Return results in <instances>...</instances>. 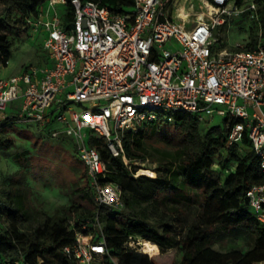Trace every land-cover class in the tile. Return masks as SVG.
<instances>
[{
    "label": "built area",
    "instance_id": "obj_1",
    "mask_svg": "<svg viewBox=\"0 0 264 264\" xmlns=\"http://www.w3.org/2000/svg\"><path fill=\"white\" fill-rule=\"evenodd\" d=\"M129 1L116 11L97 2L71 0L73 17L65 23L57 7L66 8L68 0H48L36 16L27 18L28 31L46 35L49 64L0 79V122L9 119V102L23 97L20 120L35 122L53 138H73L99 206L122 207V190L107 180L110 168L89 146L90 134L105 137L113 156L122 157L130 168L122 133L149 123H173L179 113L201 122L215 116L227 119L232 126L226 151L247 143L264 175V39L257 3ZM126 7L134 10L127 12ZM248 11L257 21L254 40L227 48L218 29ZM246 199L264 226V183L252 186ZM95 222L100 236L79 231L61 258L43 255L36 264H62L63 259L121 264L108 251L99 217ZM136 240L139 245L143 239L130 236L125 248ZM7 264L30 263L21 259Z\"/></svg>",
    "mask_w": 264,
    "mask_h": 264
},
{
    "label": "trees",
    "instance_id": "obj_2",
    "mask_svg": "<svg viewBox=\"0 0 264 264\" xmlns=\"http://www.w3.org/2000/svg\"><path fill=\"white\" fill-rule=\"evenodd\" d=\"M46 1L0 0L4 8V17L0 23L18 38L27 36V18L36 16ZM82 1L97 2L116 11L130 4L129 0ZM244 1L238 0L240 4H244ZM254 1L261 6L258 18L264 39V0ZM68 3L63 15L65 23H70L73 17L71 0ZM254 37L249 36L251 40ZM13 46L8 34L0 33V68L8 66ZM205 123L192 115L179 113L173 123H149L134 132H123L122 145L126 157L132 162L130 168L122 157L113 156L105 137L90 134L89 146L99 151L110 168L107 180L121 187L122 207L99 206L95 201V193L89 191V182L85 191L74 189V193L89 201L90 206L84 208L73 203L65 209L67 214L56 212L49 215L41 210L31 211L21 186L24 176L15 182L21 188L13 185L2 189L0 264L21 259L36 264L37 258L43 255L61 258L60 252L75 243L77 232H93L100 236L96 217H99L103 227L108 251L119 261L122 260V264L133 262V254L125 248L130 236L150 240L158 245L161 252L151 256L149 264H159L157 258H161V264H172L171 259L165 255L167 250H177L181 254L179 263L175 264H264V226L252 215L246 199V193L252 186L264 183L259 159L249 151L241 156L238 154L240 148L232 147L228 151L235 167L223 179L221 170L215 169V159H221L222 153L226 151L232 125H227V119L223 126L206 127ZM4 126H0V130L3 131ZM172 129L178 132L175 141L168 137L158 138L165 134L164 131ZM0 146L10 149L13 141L0 135ZM244 146L249 145L246 143ZM152 150L162 155L160 167L157 168L159 175L153 178L155 176L149 177L143 173L135 177L138 167L133 164L134 161L158 160L150 153ZM19 158L16 157L18 162ZM142 167L145 165L142 164ZM22 170L23 166L20 174ZM151 201L169 208L168 212L170 216L174 214V218L167 216L150 223L152 217L146 203ZM182 204L193 209L192 222L180 208ZM83 210L89 215H84ZM31 221L41 225L28 236L21 226ZM161 228L162 231H159ZM232 229H243L254 235V246L247 251L215 249L218 236ZM62 264L77 262L74 259H63Z\"/></svg>",
    "mask_w": 264,
    "mask_h": 264
},
{
    "label": "rangeland",
    "instance_id": "obj_3",
    "mask_svg": "<svg viewBox=\"0 0 264 264\" xmlns=\"http://www.w3.org/2000/svg\"><path fill=\"white\" fill-rule=\"evenodd\" d=\"M47 2L48 0L45 5H47ZM260 8L261 6L258 5V10ZM126 10L127 12H132L134 8L126 7ZM57 11L60 16H63L66 8L59 5ZM3 14L4 8L0 4V21L4 17ZM256 28L257 21L252 17V12L248 11L236 17L228 26L220 27L218 31L221 32L220 37L226 47L231 49L236 43H245L250 35H255ZM0 33H7L9 39L14 44L8 66L0 68V79H8L14 75H20L31 66L37 68L47 66L48 54L44 48L46 35L43 32L35 33L29 30L27 36L18 38L14 33L8 32L0 23ZM23 103V97L9 102L6 115L11 117V122L0 124V126L5 125L3 131L0 130V135L13 141V146L10 149L0 146V191L13 185L19 188L22 186L25 191L26 200L31 205L30 210H41L49 215H54L56 212L67 214L65 209L72 206L73 203H77L84 208L89 207V201L81 199L74 193V189L85 191L88 185V179L85 175L86 167L79 158L75 141L73 138L65 136L59 139L53 138L47 130H40L35 122L20 120L19 115ZM73 108L77 109L75 105ZM206 119V127L223 126L225 121V118L222 116H215L213 119L207 117ZM87 132L89 133V129H87ZM164 133L163 136L160 135L158 138L168 137L175 141L178 137V132L174 129L164 131ZM239 150L238 154L242 156L249 151V148L244 146V148H240ZM150 153L158 160H139L134 161L133 164L138 167L136 174L144 175L140 173L141 169L152 170L156 174L153 178H156L159 175L157 168L160 167L162 155L154 150ZM16 157H20L19 162ZM215 162V169L221 170L223 179L227 177L228 171H231V168L235 167L234 162L230 159L229 151H224L221 159L216 157ZM142 164L145 167H142ZM22 166L23 170L22 174H20ZM22 176H24V183L21 186L16 185L15 182L21 180ZM89 191L92 192L91 189ZM169 203L173 204L172 201H169ZM146 204L152 217L149 219L150 223L158 222L154 220L171 215L168 212L169 208L166 206H160L152 201ZM180 206L186 213L188 220L192 222L194 216L193 209L189 208L186 204ZM83 211L84 215H89L86 210ZM170 217L174 218V214ZM40 225L35 221H31L23 223L21 228L26 235L30 236ZM159 231H162V228ZM148 242L152 241L148 240ZM254 244V235L243 229H232L222 232L218 236L214 247L222 251L234 249L247 251ZM129 252L133 254L132 264L150 263L151 257L141 251L137 240L132 244ZM160 252L161 250L157 245L153 253L156 255V253ZM165 255L171 259L172 264L179 263L181 259V254L177 250H167ZM156 261L161 264V258H157ZM120 263L122 264L123 261L120 260Z\"/></svg>",
    "mask_w": 264,
    "mask_h": 264
},
{
    "label": "bare ground",
    "instance_id": "obj_4",
    "mask_svg": "<svg viewBox=\"0 0 264 264\" xmlns=\"http://www.w3.org/2000/svg\"><path fill=\"white\" fill-rule=\"evenodd\" d=\"M181 11H182L183 15L187 17V14H188L187 9H185L182 6V10ZM140 173H145V174L150 175V176H156L155 172H153L152 170H142L141 169ZM139 246L141 247V251L143 253L148 254L150 256L155 255L153 253L154 248L157 247V245L155 243H152V242L149 243L148 240L143 239V240H141ZM156 254H158V253H156Z\"/></svg>",
    "mask_w": 264,
    "mask_h": 264
},
{
    "label": "crops",
    "instance_id": "obj_5",
    "mask_svg": "<svg viewBox=\"0 0 264 264\" xmlns=\"http://www.w3.org/2000/svg\"><path fill=\"white\" fill-rule=\"evenodd\" d=\"M47 64H49V63H47ZM8 118H9V120H11V117L8 116ZM5 122H7V121H5ZM5 122H0V124L5 123ZM10 122H7V123H10Z\"/></svg>",
    "mask_w": 264,
    "mask_h": 264
}]
</instances>
